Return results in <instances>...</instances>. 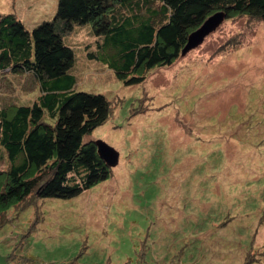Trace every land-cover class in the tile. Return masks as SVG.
<instances>
[{"label":"rangeland","instance_id":"obj_1","mask_svg":"<svg viewBox=\"0 0 264 264\" xmlns=\"http://www.w3.org/2000/svg\"><path fill=\"white\" fill-rule=\"evenodd\" d=\"M56 8L0 0V14L29 29ZM91 29L67 35L73 90L111 101L87 140L114 147L119 162L71 199L0 201V264H264V22L227 18L135 86L91 58L100 52ZM39 94L29 74L0 73V109ZM7 165L0 146V170ZM5 184L0 173V197Z\"/></svg>","mask_w":264,"mask_h":264},{"label":"trees","instance_id":"obj_2","mask_svg":"<svg viewBox=\"0 0 264 264\" xmlns=\"http://www.w3.org/2000/svg\"><path fill=\"white\" fill-rule=\"evenodd\" d=\"M216 12L225 13L224 20L264 22V0H57L53 19L32 29L14 13L0 14V73L29 74L40 89L31 104L12 113L0 109V146L8 161L0 170L6 177L1 203L71 199L110 177L112 167L87 138L110 118L111 101L73 90L76 53L67 35L76 27L90 25L100 51L91 58L135 86L146 72L182 56L189 35ZM30 259L24 263L34 264Z\"/></svg>","mask_w":264,"mask_h":264},{"label":"water","instance_id":"obj_3","mask_svg":"<svg viewBox=\"0 0 264 264\" xmlns=\"http://www.w3.org/2000/svg\"><path fill=\"white\" fill-rule=\"evenodd\" d=\"M225 16L226 15L223 12H216L209 16L201 27L189 35L187 45L183 50V54L200 46L204 42L205 38L222 24ZM96 145L100 157L106 162L108 166L114 167L118 164L119 153L114 147H111L103 141L96 142Z\"/></svg>","mask_w":264,"mask_h":264}]
</instances>
